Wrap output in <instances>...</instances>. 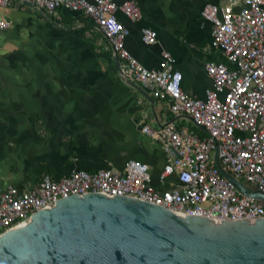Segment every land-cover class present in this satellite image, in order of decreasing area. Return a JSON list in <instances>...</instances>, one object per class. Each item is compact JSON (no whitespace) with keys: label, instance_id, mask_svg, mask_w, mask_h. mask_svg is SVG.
<instances>
[{"label":"crops","instance_id":"crops-1","mask_svg":"<svg viewBox=\"0 0 264 264\" xmlns=\"http://www.w3.org/2000/svg\"><path fill=\"white\" fill-rule=\"evenodd\" d=\"M132 1L140 19L117 13L129 29L125 47L148 68L169 51L184 74V91L204 98L212 86L205 64L228 61L212 47L214 25L202 11L227 1ZM0 20L10 22L0 28V192L11 184H37L46 174L120 170L130 159L150 165L154 186L169 185L159 180L169 154L143 128L171 120L197 128L139 83L123 79V60L92 16L66 8L47 14L15 0L0 6ZM146 27L157 31L156 43L144 41Z\"/></svg>","mask_w":264,"mask_h":264},{"label":"built area","instance_id":"built-area-1","mask_svg":"<svg viewBox=\"0 0 264 264\" xmlns=\"http://www.w3.org/2000/svg\"><path fill=\"white\" fill-rule=\"evenodd\" d=\"M14 1L0 0V6ZM20 1L47 14L66 8L92 16L114 54L123 60V79L148 89L165 101L175 116L187 117L197 131L174 120L159 129L143 128L152 139L161 141L169 154L159 174L162 184L169 183L166 188L153 185L150 165L138 159L126 161L120 170L74 169L60 178L46 174L37 184L7 186L0 192V235L29 222L36 212L53 207L60 199L93 192L137 198L184 216L208 217L219 223L264 218V203L241 193L222 173L223 169L264 193V0H226L223 6L203 8L202 16L214 25L211 45L228 61L205 64L212 86L204 98L184 91V74L175 68L169 51H162L157 67L148 68L125 47L129 29L117 13L140 19L134 1ZM8 24L0 20L1 29ZM157 37L154 28L143 29L146 43H156Z\"/></svg>","mask_w":264,"mask_h":264},{"label":"water","instance_id":"water-1","mask_svg":"<svg viewBox=\"0 0 264 264\" xmlns=\"http://www.w3.org/2000/svg\"><path fill=\"white\" fill-rule=\"evenodd\" d=\"M0 264H264V218L219 223L128 196L73 195L0 235Z\"/></svg>","mask_w":264,"mask_h":264},{"label":"bare ground","instance_id":"bare-ground-1","mask_svg":"<svg viewBox=\"0 0 264 264\" xmlns=\"http://www.w3.org/2000/svg\"><path fill=\"white\" fill-rule=\"evenodd\" d=\"M25 4V3H24ZM13 5V4H12ZM25 5H28V4H25ZM10 6V5H9ZM28 6H30L31 8H36V9H39V8H37V7H34V6H31V5H28ZM39 10H41V11H44L43 9H39Z\"/></svg>","mask_w":264,"mask_h":264}]
</instances>
